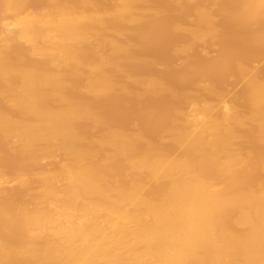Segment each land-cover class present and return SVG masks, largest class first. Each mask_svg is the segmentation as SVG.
I'll use <instances>...</instances> for the list:
<instances>
[{"label":"bare ground","instance_id":"6f19581e","mask_svg":"<svg viewBox=\"0 0 264 264\" xmlns=\"http://www.w3.org/2000/svg\"><path fill=\"white\" fill-rule=\"evenodd\" d=\"M88 1L75 7L50 0L49 9L20 17L22 0H0V10L12 20L8 25L0 18V96H12L9 107L20 115L14 119L0 112V136L32 166L54 146L70 158L56 172L32 169L29 177L41 188L31 192L28 203L0 205V264H264V182L246 183L257 157L233 150L235 129L246 124L264 146L259 73L239 68L250 108L246 115L224 107L211 118L206 103L186 98L196 113L176 111L175 127L166 128L179 155L149 144L139 151L141 137L121 131L107 132L82 148L75 142V124L98 121L91 106L66 94L70 79L80 77L89 96L108 95L115 84L106 69L121 72L123 64L134 60L127 46L106 36L111 24H118L121 31L115 34L122 37L153 13L143 16L136 7L139 0H117L115 8L103 12ZM195 10L197 25L187 27L189 35L205 42L214 35L210 8ZM239 10L246 23L264 20V0H240ZM257 37L264 42V32ZM14 44L25 52L10 59ZM26 57L31 64L24 63ZM136 81L145 91L159 87L152 79ZM117 162L123 167L121 178L115 172L112 177L109 168ZM258 165L264 170V159ZM28 179L18 186L29 191Z\"/></svg>","mask_w":264,"mask_h":264},{"label":"rangeland","instance_id":"374dc122","mask_svg":"<svg viewBox=\"0 0 264 264\" xmlns=\"http://www.w3.org/2000/svg\"><path fill=\"white\" fill-rule=\"evenodd\" d=\"M49 1L22 0L18 15L23 17L28 13H37L47 10L51 7ZM55 1L61 5L76 7L80 4L81 0ZM177 1L178 0H139L136 7L138 10L143 11V16L149 11L153 13L150 14L149 12V14H145V18L142 16V18H144L142 19L143 23L137 26L134 25L129 30L122 32V37H116L115 34V32H117L116 29H120L118 24L115 26V24L112 25L110 23L112 31L110 30L111 32L109 31L106 36L109 37V39L112 38L115 39V41L117 40L119 43H122L121 45L127 46L128 53L133 56L134 60L128 64L125 63L122 65L121 72L123 74L113 68H110L111 71L109 68L106 69V72L112 77L113 85L115 84L108 95L99 97V99L89 96L84 90L83 82H81L82 79L80 77L78 78L76 76L70 79L66 94L82 105L91 106L98 121L96 125H92L85 121H79L75 124V133L78 140L75 142L77 145L82 148L89 145L93 146L103 135H106L105 133L121 131L131 135L138 134L139 138L141 137L136 145L137 150L140 149L139 151L143 150L146 144H149L155 149L175 156L179 155L181 150L176 148L171 141L169 142L168 132H166L168 130L166 128L175 127L174 122L177 120V112L181 111L188 115L190 113H196V111H193L195 108L187 104V97L191 98L195 96V98L201 99L200 102L202 101V105L206 103L205 106L210 107L209 114L211 118L218 117L225 110L224 107L230 109L235 108L233 111H237L236 113L240 115L249 113L250 108L248 105L246 88L240 79L239 68L242 66V68H245L246 66L247 69H256L254 70L255 75L257 72L259 73L256 77L264 81L262 78L264 77V65H262V60L264 59V42L263 39L260 40L257 37L258 34L264 32V20L259 23L254 21H247L246 23L239 13L240 0H199L196 3H191V5L185 0H179L178 2L180 3L176 4ZM88 2L93 3L101 12L111 10L117 6V0H89ZM192 6L196 7L191 9ZM142 7H145V9ZM201 7L205 8L207 11H209L210 8L209 13L213 19L212 27H214V35L207 37L205 42H203L204 40H201L202 42H195L189 35V29L192 30L196 27L195 9ZM154 14L155 18L153 17ZM7 17L8 16L4 15L0 10V18L5 24L9 25L12 23V20ZM182 30L184 31L182 32ZM119 31H121V29ZM144 31L147 33L146 38L142 37ZM124 35L125 37H123ZM250 39L253 40L250 41ZM142 41L143 43H141ZM182 47L185 48L184 53L181 52ZM9 50L12 51H8L10 59H16L17 56H21L25 52V49L18 44L12 45ZM90 56V53L87 52V57L89 58ZM27 59L28 57H26V61L24 59V63L26 65L31 64V60ZM215 61L216 64L214 63ZM135 79H152L159 84V87L145 91ZM203 86H205L206 89H204ZM9 103L13 104L12 96H0V112L14 119H18L20 117L19 113L15 109L9 107ZM209 104H211L212 108ZM215 112H218V115H216L217 113L215 114ZM171 118L174 121H172ZM235 130L238 132L236 133L238 137L237 141L234 143L233 150L235 149V151L237 150L238 152H249L252 155V159H254L255 156L257 157L254 161L252 160L254 164L249 174L245 177L246 183L248 184L256 181L264 182V170H261V168L259 169L260 166L258 165L260 161L264 159V146L259 144L254 138V127L250 124H246L242 127H237ZM0 140H2L1 136ZM5 143L6 145H4ZM14 146V143H10L5 139L0 142V205L3 204V206H17L19 203H28L29 200H27V198H30V194L41 188L38 180L31 177V179H33L32 182L29 177L33 168H38L33 169V172L35 170L40 172H56L59 170V166L70 160L67 153L61 147L54 146L49 153L39 158L36 165L32 166L18 156L19 154ZM249 148L250 150H248ZM14 149L16 150V154ZM252 151L256 152V154ZM98 158H100L98 160L103 158V152L98 155ZM17 160H20L22 163ZM120 164V162H117V165L114 163L112 166H109L112 171V177H116L114 172L118 177L120 176V178L121 175H123L121 174L123 173V167H121L122 165ZM24 179H28L32 184V186L30 185L32 188L28 185L29 191L18 186ZM33 183L35 187H33ZM36 187L39 188L37 189ZM33 188H35V190ZM13 203L14 205H12ZM22 204H19V206ZM16 243L18 245L20 244L19 241H16Z\"/></svg>","mask_w":264,"mask_h":264}]
</instances>
